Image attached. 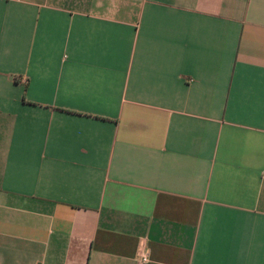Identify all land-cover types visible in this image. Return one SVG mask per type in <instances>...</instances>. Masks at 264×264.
<instances>
[{
	"label": "crops",
	"instance_id": "crops-1",
	"mask_svg": "<svg viewBox=\"0 0 264 264\" xmlns=\"http://www.w3.org/2000/svg\"><path fill=\"white\" fill-rule=\"evenodd\" d=\"M0 264H264V0H0Z\"/></svg>",
	"mask_w": 264,
	"mask_h": 264
},
{
	"label": "built area",
	"instance_id": "built-area-1",
	"mask_svg": "<svg viewBox=\"0 0 264 264\" xmlns=\"http://www.w3.org/2000/svg\"><path fill=\"white\" fill-rule=\"evenodd\" d=\"M141 262L142 263H148L149 262V255L147 254V252L141 253Z\"/></svg>",
	"mask_w": 264,
	"mask_h": 264
}]
</instances>
